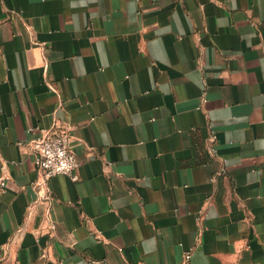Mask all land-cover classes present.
Here are the masks:
<instances>
[{
    "label": "crops",
    "instance_id": "1",
    "mask_svg": "<svg viewBox=\"0 0 264 264\" xmlns=\"http://www.w3.org/2000/svg\"><path fill=\"white\" fill-rule=\"evenodd\" d=\"M0 179V264H264V0H0Z\"/></svg>",
    "mask_w": 264,
    "mask_h": 264
},
{
    "label": "built area",
    "instance_id": "2",
    "mask_svg": "<svg viewBox=\"0 0 264 264\" xmlns=\"http://www.w3.org/2000/svg\"><path fill=\"white\" fill-rule=\"evenodd\" d=\"M72 127L67 124H55L52 127H28L27 132L32 134L29 151L34 163L40 170V179L34 182V187L42 196L48 197L47 181L55 175H64L72 181L78 180L76 169L78 159L70 149ZM35 132V133H34ZM5 187V180L0 179V191ZM41 187H45L41 190ZM190 258V253L184 254V260Z\"/></svg>",
    "mask_w": 264,
    "mask_h": 264
}]
</instances>
